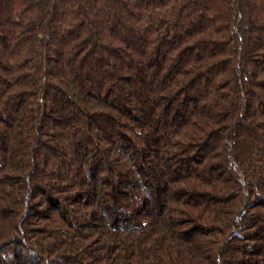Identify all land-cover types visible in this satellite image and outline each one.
Segmentation results:
<instances>
[{
  "label": "trees",
  "instance_id": "16d2710c",
  "mask_svg": "<svg viewBox=\"0 0 264 264\" xmlns=\"http://www.w3.org/2000/svg\"><path fill=\"white\" fill-rule=\"evenodd\" d=\"M0 264H264V0H0Z\"/></svg>",
  "mask_w": 264,
  "mask_h": 264
}]
</instances>
